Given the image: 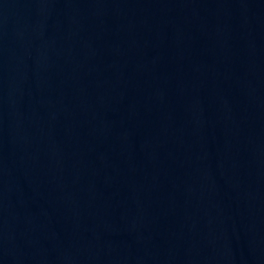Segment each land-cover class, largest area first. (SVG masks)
Listing matches in <instances>:
<instances>
[{
    "label": "water",
    "instance_id": "obj_1",
    "mask_svg": "<svg viewBox=\"0 0 264 264\" xmlns=\"http://www.w3.org/2000/svg\"><path fill=\"white\" fill-rule=\"evenodd\" d=\"M0 264H264V0H0Z\"/></svg>",
    "mask_w": 264,
    "mask_h": 264
}]
</instances>
